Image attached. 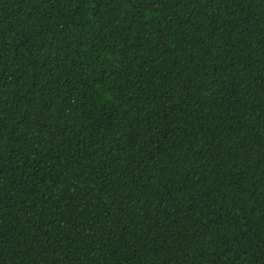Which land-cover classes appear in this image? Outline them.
<instances>
[{"label": "trees", "instance_id": "1", "mask_svg": "<svg viewBox=\"0 0 264 264\" xmlns=\"http://www.w3.org/2000/svg\"><path fill=\"white\" fill-rule=\"evenodd\" d=\"M0 264H264V0H0Z\"/></svg>", "mask_w": 264, "mask_h": 264}]
</instances>
